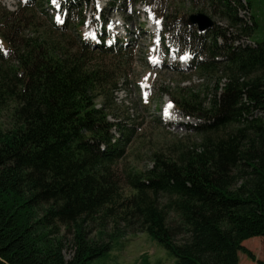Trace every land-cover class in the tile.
Wrapping results in <instances>:
<instances>
[{"label":"trees","instance_id":"trees-1","mask_svg":"<svg viewBox=\"0 0 264 264\" xmlns=\"http://www.w3.org/2000/svg\"><path fill=\"white\" fill-rule=\"evenodd\" d=\"M210 1L229 27L199 34L179 11L164 17L166 39L205 56L195 62L199 77L218 75L208 106L204 92L172 93L185 116H202L193 127L200 141L156 150L150 168L123 178L117 166L133 129L108 113L120 69L90 68L88 52L68 48L55 34L69 20L40 32L35 0L0 12V264H87L125 229L148 233L175 264H238L239 252L255 259L243 242L264 238V116L256 114L264 113V42L232 43L230 28L250 32L239 16L249 0ZM100 43L92 50L114 51ZM62 228L73 234L71 259Z\"/></svg>","mask_w":264,"mask_h":264},{"label":"rangeland","instance_id":"rangeland-1","mask_svg":"<svg viewBox=\"0 0 264 264\" xmlns=\"http://www.w3.org/2000/svg\"><path fill=\"white\" fill-rule=\"evenodd\" d=\"M67 0H38L35 8L39 21L47 30L52 22L53 15L62 2ZM252 9H239V16L246 25L250 26L248 34L230 28V35L237 36L235 45H247L249 41L264 42V0H249ZM21 0H0V12L11 11L20 5ZM79 3L73 14L67 30L55 34L66 42L68 48L76 53L88 52L86 58L88 66L109 72L118 68L117 90L113 100H109L108 113L110 120L120 122L123 128L133 129L131 142L126 148L125 155L119 160L117 169L122 178L126 171L132 169L146 170L152 164V153L156 150L168 152L176 141L194 144L200 141L199 135L192 125L200 124V120L187 118L173 106L172 100L179 87L192 88L204 92L203 99L208 106L216 94L215 84L218 75L206 76L204 81L199 77L196 67L177 70L178 64H190V61L179 60L172 50L168 53V46L160 40V33L166 23L159 22L156 14L161 18L167 14H176L179 11L183 21L191 14L205 13L211 16L219 26L229 27L230 21L226 16L215 15L210 0H75ZM246 4V0H243ZM53 3V4H52ZM70 4V3H69ZM53 5V8L51 7ZM97 12L94 13V9ZM53 9V10H52ZM84 16V23H82ZM255 19H254V17ZM256 21V23H255ZM106 25V29L104 26ZM184 27V25H183ZM29 29L27 32H33ZM85 40L90 41L100 34L110 41L122 39L126 45L121 53L93 51L87 44L89 51L84 50ZM220 39H218L219 42ZM159 51V52H157ZM157 54L158 60L153 56ZM220 59V58H218ZM112 73V74H111ZM220 75V72H219ZM112 78V77H111ZM222 82H225L223 79ZM98 106L102 98L96 99ZM173 106V107H172ZM8 111L4 112V118ZM257 115L264 116L263 112ZM115 135L119 134L114 130ZM124 185V184H123ZM90 238L95 234L91 230ZM66 236L64 255L71 259L74 254L73 234L61 229ZM111 251L90 260L87 264H175V257L160 246L148 233L133 232L125 229L124 235L114 242ZM255 259H251L244 252H239L238 264H264V238L252 237L243 242Z\"/></svg>","mask_w":264,"mask_h":264},{"label":"water","instance_id":"water-1","mask_svg":"<svg viewBox=\"0 0 264 264\" xmlns=\"http://www.w3.org/2000/svg\"><path fill=\"white\" fill-rule=\"evenodd\" d=\"M191 25H196L200 32H205L215 25V21L205 13H194L188 17Z\"/></svg>","mask_w":264,"mask_h":264}]
</instances>
